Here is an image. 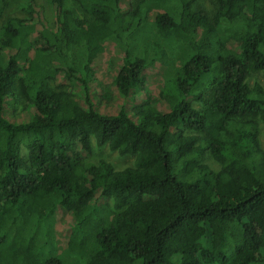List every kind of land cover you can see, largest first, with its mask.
Returning <instances> with one entry per match:
<instances>
[{
	"label": "trees",
	"instance_id": "16d2710c",
	"mask_svg": "<svg viewBox=\"0 0 264 264\" xmlns=\"http://www.w3.org/2000/svg\"><path fill=\"white\" fill-rule=\"evenodd\" d=\"M64 1L50 24L35 0L27 18L0 0V264L28 244L35 264H65L43 252L61 211L79 264H264V86L247 84L264 77V0H210L211 15L72 0L87 21ZM91 138L132 167H84Z\"/></svg>",
	"mask_w": 264,
	"mask_h": 264
},
{
	"label": "rangeland",
	"instance_id": "374dc122",
	"mask_svg": "<svg viewBox=\"0 0 264 264\" xmlns=\"http://www.w3.org/2000/svg\"><path fill=\"white\" fill-rule=\"evenodd\" d=\"M36 6L41 10L42 14L46 18V20L52 24L53 23V8L50 3V0H35ZM26 5L27 0H5V16L7 17H17V18H27L26 15ZM64 7L68 10H70L73 14V16L79 20V21H87L90 20L89 16H86L82 13V11L79 9V7L72 1V0H65L64 1ZM194 11L196 10H203L207 12L209 15H211L214 11V6L211 3L210 0H196L193 6ZM126 21H129V17L125 18ZM114 50H109V53L104 55L105 58L102 57V59L105 62V65L100 66V70H110L111 63L108 61V57L111 61H114L116 59V54L113 52ZM115 54V55H114ZM111 72V70H110ZM152 81V86H158V80L159 76H152L149 79ZM58 83L61 85H64V90L69 89L70 84L61 78H58ZM254 83H259L260 85L264 86V77L260 73H254L250 76V78L247 80V84L249 87H252ZM73 90H77V88H74ZM192 106L197 110H204L207 108V105L205 102H193ZM16 114H18L19 109L18 107L15 110ZM258 130L260 133V143L263 145V137H262V131L263 128L260 123H258ZM90 152L86 154L82 159V164L84 167H88L91 165H95L98 161L103 160L112 165V167L115 170H123L128 167H132L134 158L131 156H119L116 152L110 151L107 146L103 147H96L93 138L90 140ZM205 165H207L212 171L217 172L219 169V165L215 163V161L211 158L210 154L206 151L204 153V158L202 161ZM107 210L110 214H115L117 211L114 209L113 202L108 201L107 204ZM69 215L66 212H59L53 221V239L57 248V252H55V246L52 245V247H46L43 252L47 253V251L53 252L55 255H59L65 260V264H79L73 257L71 260L70 256L64 255L65 249H66V242H67V228H70V224L67 223ZM32 245V244H31ZM28 244L23 250V252L26 255H22L20 253V256L15 259V264H35L34 260L35 257L33 256L34 253L32 252L31 246ZM33 255H32V253Z\"/></svg>",
	"mask_w": 264,
	"mask_h": 264
}]
</instances>
